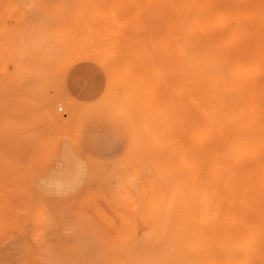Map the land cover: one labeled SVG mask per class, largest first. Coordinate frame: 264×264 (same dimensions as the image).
Returning <instances> with one entry per match:
<instances>
[{"label": "rangeland", "instance_id": "374dc122", "mask_svg": "<svg viewBox=\"0 0 264 264\" xmlns=\"http://www.w3.org/2000/svg\"><path fill=\"white\" fill-rule=\"evenodd\" d=\"M186 1L0 0V264H199ZM61 136L85 174L36 178Z\"/></svg>", "mask_w": 264, "mask_h": 264}, {"label": "bare ground", "instance_id": "6f19581e", "mask_svg": "<svg viewBox=\"0 0 264 264\" xmlns=\"http://www.w3.org/2000/svg\"><path fill=\"white\" fill-rule=\"evenodd\" d=\"M218 7L188 0L175 9L194 13L203 39L192 52L198 259L264 264V1Z\"/></svg>", "mask_w": 264, "mask_h": 264}, {"label": "crops", "instance_id": "0c3cea01", "mask_svg": "<svg viewBox=\"0 0 264 264\" xmlns=\"http://www.w3.org/2000/svg\"><path fill=\"white\" fill-rule=\"evenodd\" d=\"M88 150L83 146L80 140H75L70 137L61 136L58 139L57 143H43L39 146L35 147L31 154V168L36 173V178L42 174H53L62 173L66 174L69 173L68 171H54L57 169H66V168H73L79 165L81 158L82 160V167H81V175L85 174V169L88 167ZM33 172V173H34ZM37 182V180H36ZM39 188L53 196H65L73 191L77 190V188L72 189L69 193H53L50 192L45 187H42L37 182Z\"/></svg>", "mask_w": 264, "mask_h": 264}, {"label": "built area", "instance_id": "2783aa9c", "mask_svg": "<svg viewBox=\"0 0 264 264\" xmlns=\"http://www.w3.org/2000/svg\"><path fill=\"white\" fill-rule=\"evenodd\" d=\"M60 109H61V107H60Z\"/></svg>", "mask_w": 264, "mask_h": 264}]
</instances>
